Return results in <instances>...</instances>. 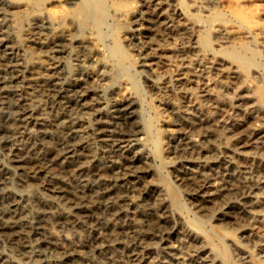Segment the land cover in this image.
<instances>
[{"label": "bare ground", "instance_id": "1", "mask_svg": "<svg viewBox=\"0 0 264 264\" xmlns=\"http://www.w3.org/2000/svg\"><path fill=\"white\" fill-rule=\"evenodd\" d=\"M99 2L71 27L58 12L24 24L38 3L0 0V264H232L200 229L173 239L140 72L168 133L156 150L189 203L239 264H264V10L224 19L220 0H140L119 12L122 38H137L132 74Z\"/></svg>", "mask_w": 264, "mask_h": 264}, {"label": "rangeland", "instance_id": "2", "mask_svg": "<svg viewBox=\"0 0 264 264\" xmlns=\"http://www.w3.org/2000/svg\"><path fill=\"white\" fill-rule=\"evenodd\" d=\"M33 1L38 3L39 6L36 7L37 9L35 8V9L28 10L27 12L23 13L24 24L29 22L30 20L33 22L35 18L40 17V16H44L45 14L48 16H51V18H53V16L55 15L53 13L58 12L59 15H58V13H56L55 17L57 15L58 16H67L65 21L71 27L72 26L75 27L76 25L77 26L79 25L77 20L75 19L76 18L75 14H77V11L80 9V6L82 5L83 0H63V1L62 0H57V1L56 0H53V1L52 0H33ZM100 1H103L102 5L100 2H99V4H100L101 10L104 14V18L106 20H108V23H110V25L107 24L109 26L106 25V27H104V29H106L108 27L106 30L111 29V30H109L110 34H109V32H107L108 34H106V35H108L109 39H108V37L105 36V38H107L105 41L107 42V44L109 46L110 52L113 53L115 56H117L116 58L119 59L120 61H123L125 63L127 61V63H126L127 66L131 67L130 68L131 70L129 69V72L132 74H135L133 72L134 70L136 71V70L141 69L139 60H136L135 58H134L135 59L134 60L131 58V57H134V52H132L131 48L135 46L134 44L137 41L135 43H134V41L137 40V38H136V36L133 37L132 39L130 38L128 40V42L122 38L121 32H120L121 20L119 18V12L132 10L134 7L139 6L140 0H135V2L133 0H131V1L130 0H100ZM185 1H188V0H185ZM227 1L228 0H226V1L220 0V7L218 9L220 11L221 10L223 11V12L221 11L220 14H222V17L224 19L231 18L230 10H231V7H233V6L235 8H242L246 11L254 10L253 12L256 11V13H259L260 11L264 10V2H263L264 0H232V1L230 0L231 3L234 1L232 3L234 5H231V6H230L231 3L229 1L228 2ZM248 1H250L251 4ZM113 2H114V5H113ZM239 3L242 5H240ZM245 3H247V5ZM106 5H108V7ZM252 5H254V6L252 7ZM260 5H261V7H260ZM58 6H61V7H58ZM106 8L110 12L107 11ZM107 12H109V14H107ZM197 12L200 13V11H197ZM113 13H115L116 16ZM108 15H109V17L106 18ZM31 16L34 18H31ZM111 16H113V17H111ZM72 20L73 21L76 20L75 24L74 23L70 24V21H72ZM76 32H77L76 33L77 35H80L84 31L79 29ZM109 35H111V37ZM239 35H241V33ZM239 38H241V39H238L239 41L241 40L240 42H243V40H245V38H243V37H239ZM256 39L258 40V38H256ZM113 42H114V44H113ZM129 43H131V44H129ZM254 47L255 46L253 43L252 44L250 43L248 45V48H250V50H252V48H254ZM70 49H71L72 54H74L77 51V47L75 44L72 45ZM250 52H252V51H250ZM30 54L37 55L36 52H33L31 50H30ZM125 54H127V55H125ZM122 56H124V57H122ZM256 57L258 58V60L262 61V58L260 57V55H257ZM132 65H134V69H133ZM136 78L138 79V82H139V88H138L139 91H138L137 95H138L139 101L141 100L140 103L142 102L140 105H142V107L144 106L143 108L146 107L145 108L146 109L145 117L147 119L146 122H147V126H148L146 128V132H147L148 140H149V137L151 140V141L147 140L146 143H147V147L151 150V152H153V156H154V162L152 163L153 164V179H155L157 182H159V184L167 192V197H168V201H169L167 208H168V212L171 214L169 225L174 227V231L176 230L175 234H173V239H176V232L178 231V228L182 224L187 225L191 228L200 229L202 231V233L211 241V243L214 247H220V246H223V244H224L226 249L232 255V264H239V261L237 260L239 254L237 253V250L235 247L236 245L234 246V244H230V242H228L229 241L228 235L225 233V231L222 229V227L220 225L216 224V221L201 219L200 213L195 211V209L189 203L190 202V200H189L190 196L188 194V191L186 189H184L175 179L173 172H172L171 165L169 163L163 161L165 159L164 152L163 151L158 152L156 150V144H155L154 138L158 136L160 139L164 140L168 136V133L166 131H164L163 125H162L161 121H159V112L156 109L157 100L154 98V96L152 95V92L149 90V88L146 86V84L144 82V72L143 73L140 72L139 74H137ZM140 82L143 85H141ZM142 88L143 89L145 88L146 91L143 90ZM144 91H145V93H144ZM107 94L110 95V91H107V93L105 94L108 97L109 95H107ZM145 101H147V102H145ZM145 104H149V105H145ZM141 122H142V120H141ZM142 123H144V122H142ZM156 126H157V128H156ZM159 160H160V162H159ZM175 197H177L182 202V204H183L182 206H178L176 204V202L174 201ZM181 207H182V209H181ZM192 218H194V219H192ZM200 222H202L203 224ZM238 236H239V234H238ZM235 241L237 242V243H235V244H237V246H241V247L243 246L242 241H239V240H235ZM244 246H245V249L250 248L249 245H244Z\"/></svg>", "mask_w": 264, "mask_h": 264}]
</instances>
